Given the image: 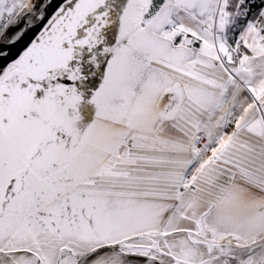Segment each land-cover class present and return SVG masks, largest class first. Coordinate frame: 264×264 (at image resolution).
<instances>
[{"label":"snow or ice","instance_id":"1","mask_svg":"<svg viewBox=\"0 0 264 264\" xmlns=\"http://www.w3.org/2000/svg\"><path fill=\"white\" fill-rule=\"evenodd\" d=\"M0 264H264V0H0Z\"/></svg>","mask_w":264,"mask_h":264}]
</instances>
